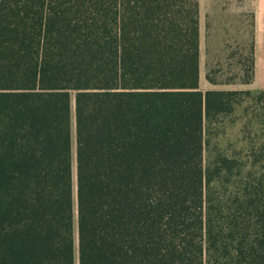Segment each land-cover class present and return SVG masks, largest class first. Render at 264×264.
Instances as JSON below:
<instances>
[{"label":"trees","instance_id":"16d2710c","mask_svg":"<svg viewBox=\"0 0 264 264\" xmlns=\"http://www.w3.org/2000/svg\"><path fill=\"white\" fill-rule=\"evenodd\" d=\"M0 264H264V90L199 89L198 0H0Z\"/></svg>","mask_w":264,"mask_h":264},{"label":"crops","instance_id":"0c3cea01","mask_svg":"<svg viewBox=\"0 0 264 264\" xmlns=\"http://www.w3.org/2000/svg\"><path fill=\"white\" fill-rule=\"evenodd\" d=\"M204 29L206 44L216 45L222 51H226V45L253 41L254 79L248 85L230 86V89L264 90V0H236V3L227 0L211 4L205 15Z\"/></svg>","mask_w":264,"mask_h":264},{"label":"rangeland","instance_id":"374dc122","mask_svg":"<svg viewBox=\"0 0 264 264\" xmlns=\"http://www.w3.org/2000/svg\"><path fill=\"white\" fill-rule=\"evenodd\" d=\"M199 1V12H200V37H199V89L202 91H206L209 89H230V86H212L210 85L206 79V71L208 72V64L214 62L212 59L215 57H221L225 56V54L230 52H236L237 49H227L226 51H222L218 49V46L216 45H208L205 42V15L207 13L208 7L211 4L214 3H223L227 0H198ZM230 3H236V0H230ZM215 38V37H214ZM213 38V39H214ZM241 48V47H240ZM218 68H214L210 70L212 72V76L218 80L222 81L225 79L224 76L216 74V72H213L217 70ZM218 71V70H217ZM215 73V74H214ZM239 126L234 125L232 128H227L225 130L226 134L222 137L223 142L222 145L225 149H228V153H232V151H235L239 148L238 139H239Z\"/></svg>","mask_w":264,"mask_h":264}]
</instances>
